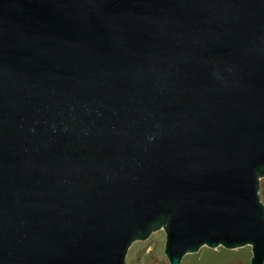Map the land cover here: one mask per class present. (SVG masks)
Masks as SVG:
<instances>
[{"label":"water","instance_id":"obj_1","mask_svg":"<svg viewBox=\"0 0 264 264\" xmlns=\"http://www.w3.org/2000/svg\"><path fill=\"white\" fill-rule=\"evenodd\" d=\"M261 176L264 0H0V264H264Z\"/></svg>","mask_w":264,"mask_h":264},{"label":"rangeland","instance_id":"obj_2","mask_svg":"<svg viewBox=\"0 0 264 264\" xmlns=\"http://www.w3.org/2000/svg\"><path fill=\"white\" fill-rule=\"evenodd\" d=\"M259 193L264 197V176H261ZM167 235L164 228L153 231L145 240L136 239L127 249V264H170L165 254ZM249 258L251 257L250 246ZM192 254V253H191ZM181 264H198L194 256H184ZM241 264V263H237ZM243 264V263H242ZM246 264V263H245Z\"/></svg>","mask_w":264,"mask_h":264},{"label":"trees","instance_id":"obj_3","mask_svg":"<svg viewBox=\"0 0 264 264\" xmlns=\"http://www.w3.org/2000/svg\"><path fill=\"white\" fill-rule=\"evenodd\" d=\"M246 247L248 246L238 249H228L223 246H218L217 248H209L204 246L196 253L186 254V256H194L196 261H198V264H247L249 249Z\"/></svg>","mask_w":264,"mask_h":264}]
</instances>
